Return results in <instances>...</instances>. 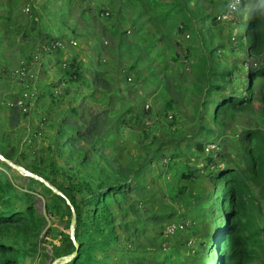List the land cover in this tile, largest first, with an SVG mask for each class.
Masks as SVG:
<instances>
[{"label": "rangeland", "instance_id": "374dc122", "mask_svg": "<svg viewBox=\"0 0 264 264\" xmlns=\"http://www.w3.org/2000/svg\"><path fill=\"white\" fill-rule=\"evenodd\" d=\"M159 1L166 3L168 7L174 6L173 0ZM241 2L243 3V0ZM229 3L230 0L181 2L180 12L178 10L174 14L173 25L158 24L156 31L148 22L150 15L148 17V14H145L149 10L147 0L18 1L17 9L20 14L15 15L11 30L0 31V145L5 148L4 154L0 153V171L5 173L19 189L32 186L29 190L33 192L31 203L34 204V208L44 223L40 237L49 228V233L42 239L37 252L25 255L20 264H64L74 256V254L66 256L61 254L63 234L73 237L74 230V222L68 208L70 206L68 198L66 199L56 187L32 173L31 164H27L28 159H21L19 162V157L17 159L7 157L10 151L16 153L21 151L26 146L23 142L32 134L34 136L36 129L42 130L39 126L40 117L38 118L37 115L39 110L43 111L45 117L53 113L45 110V104H48L49 98L46 97L43 103L37 104V95L35 101L32 95L34 92L40 95L46 87L59 83L68 62L66 61V64L62 59L58 62L60 57L56 53L49 52L50 50L45 48L46 43L50 42L51 38H57L52 41H61L64 47L72 46L73 48L68 47V50L72 56L74 55L76 63H81L87 79L93 80L97 72L100 75L103 74L104 69L101 66L97 69L98 58L102 64H105L104 67L109 69L111 76L116 78L118 88L113 86V89L121 94L129 107H133L134 111L139 113L142 112V107L145 111L147 107L151 109V113L142 112V120L133 125L132 133L123 132L119 143L113 146V151L121 157V163L125 162L127 149L130 155L147 154L154 137H162L168 122L161 118L165 113L161 111L165 102L172 101L173 110L168 113V121H173L170 131H181L191 135V138L194 133H200L202 128H211L214 134L208 136V139L211 138L210 140L220 143L221 153L227 156L221 157L219 161L228 165H232V161L234 164H240L242 146L239 140L243 132L259 130L264 133V116L261 115L263 106L259 102L260 97L257 96L250 110L238 112L231 119L222 115L220 122L212 119L215 105H204L206 102L210 103L212 99L216 101L223 94L235 92L244 95L241 88L242 81L245 82V71L240 73L242 69L247 68L244 63L252 69L264 67V49L258 59L248 56L245 49H239L241 45L247 44L243 36L248 18L243 16L222 18L228 11ZM102 10L107 13H103ZM32 19L36 21L34 29H32ZM112 26L117 28L118 34L113 32ZM136 28L140 29L137 34H135ZM146 30L161 36L160 41L155 43L157 48L155 51H159L163 60L156 57L149 60L148 56L140 53L143 48L140 49L138 45H146L148 42L144 41L143 44L137 42ZM123 32L125 34L121 35ZM70 40L76 44H69ZM170 49L176 53L177 60L169 56ZM34 54L38 56V61L29 67L35 71H29V74H36V79L35 84L29 88L28 84L14 78L11 72L16 71L28 60L32 61L31 56ZM210 54H214L212 60H208ZM139 55H141V60L138 68L142 71L140 79L130 77L127 78L126 83L123 82L122 75L127 76L124 73H127L129 66ZM207 63L212 71H216L215 75H208L210 80L203 77V75L206 76ZM222 69L235 72L231 81L226 78L224 81L220 79L218 75ZM120 70L124 73L117 75ZM210 81L218 85L223 83L224 90L207 96L204 90L199 89V83L206 84ZM61 86L57 87V95L63 92L64 86L62 88ZM93 87L101 89L103 84L97 83L92 86V89ZM69 92L75 93L73 90ZM255 92L259 94V88H256ZM21 93L28 95L27 99L32 105L26 116L21 115L16 106ZM84 93V89L79 88L77 99L74 100L73 96H69L64 106L69 103L79 108L84 125L82 130L85 134L88 135L90 132L87 127H93V135L102 136L112 123L103 118V111L106 107L104 104L96 103L94 99L83 100ZM124 105L125 103L118 102L116 107L120 108ZM157 112L161 116L156 114ZM132 115L133 112H130L127 118L130 119ZM95 117L98 119L94 123ZM158 129L162 132L159 133ZM39 135L32 142L33 148L40 149L48 145L53 148L55 146L52 131L49 136L47 131H45V136ZM91 138L90 134L88 139ZM103 151L106 156H110L113 152L106 147ZM53 159L59 165L64 163L56 154H53ZM90 160L94 163L93 167L96 165L98 168L109 167L98 156H91ZM199 161L197 164L202 165V161ZM222 166L216 164L214 170ZM208 170H202L200 175H197L200 177H196L197 179L189 184L194 193L193 198L188 203L180 202L174 206H170L161 194L165 192L161 179L157 178L155 182H148L150 191L149 194L144 195V198L148 201L147 206L152 208L151 212L166 218L170 214L173 216L160 224V228L157 227L155 230L149 228V233L147 230L145 234L140 228L139 242H135L132 247H137L134 255H142L141 264H204V260H210L208 257L211 250L209 235H214L220 229L223 219L218 213L219 203H221L219 190L222 183H218L216 191L213 192L210 183L205 178L206 175H203L204 171ZM155 171L157 175L158 171ZM31 179L51 189L53 194L63 198L65 202L60 201V206L55 212L52 209L49 213L46 212L45 204L50 203V199L47 193H43V187L29 183ZM67 182L68 180L64 179L63 183ZM252 190L260 200V224H263L264 197L259 194L260 187L256 184L253 185ZM157 191L160 193H156ZM131 200L128 199L127 202ZM158 200L169 208L155 213L154 209H160ZM70 209L72 212L71 206ZM140 211L142 216H146V212H149L142 206H140ZM131 217L130 215L126 219L130 220ZM168 229H171V233L167 232ZM156 233H159V236H155ZM151 237H154V240ZM158 241L161 243L160 249L154 250L150 247ZM141 244L146 246L143 252L138 248ZM256 251L258 257L254 258L250 264H264V253L260 250ZM121 257L122 255L114 259L112 264H134L130 261H123Z\"/></svg>", "mask_w": 264, "mask_h": 264}, {"label": "trees", "instance_id": "16d2710c", "mask_svg": "<svg viewBox=\"0 0 264 264\" xmlns=\"http://www.w3.org/2000/svg\"><path fill=\"white\" fill-rule=\"evenodd\" d=\"M18 1L0 0V31L11 30L15 15L20 14L17 9ZM190 1L173 0L174 6L168 7L166 3L159 0H147L149 10L145 14H148V17L150 15L148 20L150 26H153L155 30L158 24L172 26L174 14L178 10L180 12L181 2ZM102 12L105 11L102 10ZM35 22L34 19L31 20L32 29L35 28ZM112 30L115 34L119 33L115 26H112ZM139 31L140 29L136 28L135 34ZM60 37L63 38V36ZM243 37L247 44L241 45L239 49H245L248 56L258 59L264 49V17L257 15L248 18ZM160 38L161 36L156 33H150L149 30L144 31L137 43L143 44L146 41L148 44L138 45L140 49L143 48L140 53L148 56L149 60L153 57L163 60L159 51H155L157 49L155 43L159 42ZM50 40H57V38ZM48 43L45 48L60 57L58 62L61 59L67 61L68 66L63 71V77L59 83L46 87L40 95L34 92L32 99L35 101L37 95L36 102L39 104L43 103L44 98H49L48 104H45V110L53 113L45 117L43 111L39 110L37 115L38 118L40 117L39 126L42 130L36 129L34 136L32 134L23 142L26 146L21 151L18 153L10 151L7 157L9 159L19 157V162L21 159H28L27 164H31L32 173L56 187L66 199L68 198L75 215L74 230L73 237L63 234L61 254L64 256L74 254L76 252L75 243L78 245V250L64 264H112L113 260L120 258L121 255L123 261L141 264L142 255H134L137 247H132L135 242H139L140 228L145 234L147 230L149 233V228L152 230L160 228V224L173 216L170 214L166 218L151 212L152 208L147 206L148 201L144 198V195L149 194L150 191L148 182H155L157 178L162 180L165 192L161 194L170 206L180 202L188 203L194 196L189 184L195 181L196 177H200L197 175H200L202 170H208V168L212 170L204 171L203 175H206L205 178L210 183L213 192L216 191L217 184L222 183L219 190L221 203H219L218 213L223 223L214 235H209L211 250L208 257L210 260H204L203 263L250 264L254 258L258 257L256 250L264 253V223L260 224V200L252 190L253 185L256 184L260 187L259 194L264 197V133L262 131L243 132L239 140L242 146L241 163L234 164L232 161V165H228L219 161L221 157H227L221 153L220 143L210 140L211 138L208 139V136L214 134L211 128H202L200 133H194L195 135L193 134L191 138V135L181 131L169 130L173 126V121H168V113L173 110V107L172 101H167L161 111L165 112L164 115L156 113L168 122L165 127L167 131L164 130L160 138L154 137L147 154L130 155L127 149L125 162L121 163V157L113 151V146L119 143L123 132L131 134L133 125L140 123L143 113H151V109L147 107L145 111L142 107L143 113H139L134 111L133 107H129L121 94L113 89V86L118 88L116 78L111 76L109 69L105 68V64H102L98 58L97 69L101 66L104 69L103 74L100 75L97 72L93 80L87 79L81 63H76L74 55L72 56L68 50V47L72 46L52 49L48 48ZM214 54H210L208 60H212ZM35 56L34 54L31 57ZM169 56L177 60L176 53L171 49ZM140 60L141 55L136 57L127 73L122 70L117 73V75L127 74V76L122 75L123 82L126 83L127 78L130 77L140 79L142 75V71L138 68ZM207 65L206 76L203 75V77L210 80L208 75H215L216 71H212L208 63ZM244 65L248 68L240 72L245 71V82L242 81L241 88L244 95L231 92L221 95L216 101L212 99L210 103H204V105H215L213 121L220 122L222 115L231 119L238 112L250 110L257 96L260 97L259 102L263 106L261 115L264 116V67L252 69L246 63ZM233 74H235L233 70L222 69L218 76L222 81L225 78L231 81ZM97 83L103 84V87L92 89V86ZM203 83H199V89L204 90L207 96L222 92L225 88L223 83L222 85L211 81ZM26 84L30 88L35 82L27 81ZM60 85L64 86L63 92L57 95L54 90ZM79 88L84 89L83 100L94 99L96 103L104 104L106 107L103 111V118L112 123L102 136L93 135V127H87L90 132L88 135L85 134L82 130L84 125L79 108L69 103L64 106L69 96H73L74 100L77 99ZM256 88H259V94H256ZM69 90L75 93L72 94ZM24 101H26V111H19V113L26 116L32 105L28 99ZM118 102L125 103V105L120 108L116 107ZM130 112H133V115L128 119ZM97 119L98 117H95L93 122L95 123ZM45 131L48 136L51 131L53 132L55 146L53 148L49 145L40 147V149L33 148L32 142L39 134L45 136ZM161 132L159 130V133ZM90 134L92 138L89 140ZM210 144H216L219 147L216 157L205 151ZM104 147L113 151L110 156L104 154ZM4 152L5 148L0 145V153L4 154ZM52 153L63 160V165H59L53 159ZM91 156L103 159L105 165L109 167L98 168V165L93 167ZM199 160L202 161V165L197 164ZM216 164L223 166L214 170ZM155 170L158 171L157 175H155ZM64 179L68 180L66 184L63 183ZM29 183L39 184L43 187V193H47L50 203L45 204L46 212L49 213L50 209L55 212L60 206L59 202H65L63 198L53 194L51 189L42 183L33 179ZM31 187L19 189L5 173L0 171V264H20L25 255L37 252L42 239L49 233L48 228L40 237L44 223L34 208V204L31 203L33 193L29 191ZM128 199L132 200L127 202ZM158 202L160 209H154L155 213L169 208L167 205H162L160 200ZM70 206L68 208L72 216ZM140 206L149 211L146 212V216L140 215ZM130 215L131 219H126ZM158 234L156 233L155 236H159ZM151 238L154 240V237ZM145 247L141 244L138 248L143 252ZM150 247L158 250L161 248V243L158 241Z\"/></svg>", "mask_w": 264, "mask_h": 264}, {"label": "built area", "instance_id": "2783aa9c", "mask_svg": "<svg viewBox=\"0 0 264 264\" xmlns=\"http://www.w3.org/2000/svg\"><path fill=\"white\" fill-rule=\"evenodd\" d=\"M231 18V17H230ZM219 19V18H218ZM69 44L75 45L76 43L72 40L69 41ZM63 43L61 41H51L48 43V48L58 49L63 48ZM38 61V56H35L32 60L33 65ZM30 68L28 64H21L20 67L16 71H12L11 74L14 78L18 79L22 83H26L27 81H34L36 78V74H29ZM31 72V71H30ZM28 95L23 94L20 100L17 101L16 106L19 108V111H26V101ZM206 153L211 154L213 157L217 156L219 151V147L216 144H210L205 148ZM168 233H171V229L167 230Z\"/></svg>", "mask_w": 264, "mask_h": 264}, {"label": "clouds", "instance_id": "9594fccd", "mask_svg": "<svg viewBox=\"0 0 264 264\" xmlns=\"http://www.w3.org/2000/svg\"><path fill=\"white\" fill-rule=\"evenodd\" d=\"M227 9L223 19L237 16L251 18L257 15L264 17V0H243V3L241 0H230Z\"/></svg>", "mask_w": 264, "mask_h": 264}, {"label": "crops", "instance_id": "0c3cea01", "mask_svg": "<svg viewBox=\"0 0 264 264\" xmlns=\"http://www.w3.org/2000/svg\"><path fill=\"white\" fill-rule=\"evenodd\" d=\"M29 63H30V65H31L30 67H32V66H33V62H32V61H29V60H28L27 63H25V64H28V65H29ZM30 71H31V72H35L32 68H30ZM62 86H63V85H62ZM62 86H61V88H62ZM54 91H55L56 94H58V93H57V87L55 88ZM23 94H24V93H21V94H20V98L22 97Z\"/></svg>", "mask_w": 264, "mask_h": 264}, {"label": "water", "instance_id": "95a60500", "mask_svg": "<svg viewBox=\"0 0 264 264\" xmlns=\"http://www.w3.org/2000/svg\"><path fill=\"white\" fill-rule=\"evenodd\" d=\"M72 219H73V222H74V219H75L74 211H72ZM74 245L76 246V252H77V250H78V245H77L76 243H75ZM76 252H75V253H76ZM75 253H74V254H75Z\"/></svg>", "mask_w": 264, "mask_h": 264}]
</instances>
